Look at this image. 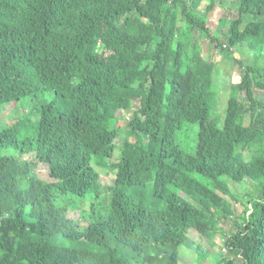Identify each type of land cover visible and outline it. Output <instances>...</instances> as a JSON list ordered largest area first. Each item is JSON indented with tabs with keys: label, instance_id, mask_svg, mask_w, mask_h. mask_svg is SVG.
<instances>
[{
	"label": "trees",
	"instance_id": "trees-1",
	"mask_svg": "<svg viewBox=\"0 0 264 264\" xmlns=\"http://www.w3.org/2000/svg\"><path fill=\"white\" fill-rule=\"evenodd\" d=\"M203 1L0 0V106L36 92L54 94L39 111L0 124V264H90L92 255L100 264H178L192 229L178 192L202 197L213 186L205 173L184 166L170 182L165 165L185 155L234 183H258L261 196L245 204L222 264H264V98H254L252 83L264 69L243 65L234 82L230 66L201 57L191 44L194 31L219 47L208 27L218 0H207L200 14ZM229 23L222 56L237 63L231 50L245 42L264 53V30L257 36L264 0H239ZM166 30L176 34L171 49ZM143 35L158 39L155 50L145 48ZM222 89L230 92L227 100L219 96ZM135 98L140 107L117 146V112L129 110ZM188 122L199 128L192 151L178 140ZM34 152L50 166L52 181L37 175L38 163L20 157ZM105 168L114 174L111 186L101 183ZM12 184L19 186L5 198ZM147 193L160 202L146 204ZM76 203L86 226L70 218ZM204 221L207 232L217 226L212 210ZM92 230L97 238L84 239ZM36 242L51 257H17Z\"/></svg>",
	"mask_w": 264,
	"mask_h": 264
},
{
	"label": "rangeland",
	"instance_id": "rangeland-1",
	"mask_svg": "<svg viewBox=\"0 0 264 264\" xmlns=\"http://www.w3.org/2000/svg\"><path fill=\"white\" fill-rule=\"evenodd\" d=\"M189 1L190 0H188V2ZM206 5L207 0H204L199 7L200 14H202ZM114 6L115 5H111L110 8L113 9ZM238 6L239 0H218V2L215 4L214 11L212 12L208 22V27L210 29L211 35L215 34L217 37V41L219 42L218 48H215L211 45L210 37L198 30L192 33L193 37L191 38V44L193 48L195 49L197 46L199 47L201 51V57L204 60L214 62L217 67L226 65L230 66L234 70V82L240 81V67H243V65L244 68L252 67L256 68L257 70L264 69V53H261V48L259 47L257 50H254L247 42L241 43L238 47L231 50L230 56L238 64L230 60L229 57L222 56L221 54L220 47H228V29L230 27L229 22L237 18ZM171 17L169 18L167 24L170 20H174V18ZM245 17L248 18L247 16ZM183 19L184 18L180 16L179 25ZM221 21L226 23V25L222 26ZM259 21L260 18L257 19V22ZM218 30L219 32H215ZM261 30H264V25H262V28L257 31V36H262L260 34ZM171 34H173V30L165 31V37L168 38L165 46L166 49L173 48L176 34ZM142 39L145 42V48L150 51L155 50L159 44L158 39H153L147 35H143ZM257 52L259 54H257ZM227 73H229V68L223 71L224 75ZM215 82L217 81L215 80ZM252 83H254L253 96L260 101L262 98H264V77H259L256 81L253 80ZM229 93L230 92L227 89H222L219 93V96L222 100H227ZM52 96H54V94L51 95L49 92H36L28 95L27 97L16 100L15 102H12L8 105H1L0 124L4 123L6 126L11 125L14 122L22 120L24 117H27L33 111H39L41 102L44 100H49ZM139 107L140 100L135 98L133 100L132 107L129 108V110H118L117 126L121 131V135L116 141L117 146L122 142L124 136L127 135V121L129 120L130 122V120L133 118L131 115L134 114V112ZM210 111L212 116L219 115L218 123L221 124L223 117H221L217 111L214 112V108L212 107ZM33 116L35 119H39V113H34ZM27 128L29 129V126ZM198 129L197 123L188 122L180 131L178 140L182 148L186 151H192L193 147L195 146ZM120 153L121 151L119 148H117L116 154ZM243 154L245 160H247L250 156V151L246 150ZM20 157L34 160L36 163H38L36 170L37 175L45 181H52L50 166L39 161L36 152L25 155L20 154ZM182 166L187 167L189 170H199L205 173L207 177L213 182V186L210 184V191L207 195H203L202 197L192 196L190 192L184 190L178 192V195L184 200L180 205L190 213L192 222V229L189 232L188 241L178 250V264H222L223 259L231 255L229 250H227L224 245L232 235H235L239 232L240 223L243 221L241 217L243 216L245 210V204H248V202L251 201L250 199L261 196L259 185L258 183L247 180L242 184L234 183L228 177L221 176L220 172L214 169L211 165L188 155H185L182 158H173L167 162L165 167L170 170V174L167 175L171 178L170 182L176 181L179 170ZM100 170L102 172L101 183L105 186H111L114 183V174L106 173V168ZM194 178L199 181L197 177ZM202 181L208 182L203 178ZM16 185L19 186V184H12L10 186L11 188L7 193L4 194L5 198ZM20 186L25 190H27L29 187L27 181H24L23 185ZM145 195L146 204L160 202L159 198H155L150 193ZM90 203L91 201L86 204L87 209H90ZM213 205L220 206L225 215L220 217L218 212L214 210ZM77 208L78 205L76 203L71 208L70 218L77 221L78 223H81V225L86 226L87 222L79 217V210ZM209 210H212V212L215 214L217 218V226L213 231L207 232L208 227L204 221V216L209 212ZM55 229H58V226ZM42 231H44V227H40V232ZM40 232L33 231V235L43 236ZM94 235V230H92L90 234H83V237L86 240H93L97 238H94ZM65 245L73 246V244L70 242H65ZM38 252H40V255H47L48 257L50 256V253L41 248L40 243L36 242L35 248H31L28 245L22 247L20 252H17V257H21L22 259L24 257H29L30 259L32 258V261H35L33 255L34 253ZM90 264H100L99 261L96 260L95 255L90 257Z\"/></svg>",
	"mask_w": 264,
	"mask_h": 264
}]
</instances>
